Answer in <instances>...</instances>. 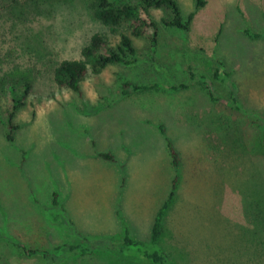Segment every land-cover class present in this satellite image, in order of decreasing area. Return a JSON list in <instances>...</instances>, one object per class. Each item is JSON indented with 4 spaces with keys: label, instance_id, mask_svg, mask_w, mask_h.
I'll return each instance as SVG.
<instances>
[{
    "label": "rangeland",
    "instance_id": "rangeland-1",
    "mask_svg": "<svg viewBox=\"0 0 264 264\" xmlns=\"http://www.w3.org/2000/svg\"><path fill=\"white\" fill-rule=\"evenodd\" d=\"M92 2L0 0V264H35L21 245L122 234L120 216L148 241L174 178L160 125L180 156L160 239L170 263L264 264V0H205L187 34L152 9L156 47L131 35L134 63L88 73L79 93L60 89L53 64L79 58L94 33L119 41ZM177 2L183 17L195 10ZM16 69L30 87L8 142L2 77ZM125 79L156 86L123 94ZM64 264L153 263L100 249Z\"/></svg>",
    "mask_w": 264,
    "mask_h": 264
},
{
    "label": "trees",
    "instance_id": "trees-1",
    "mask_svg": "<svg viewBox=\"0 0 264 264\" xmlns=\"http://www.w3.org/2000/svg\"><path fill=\"white\" fill-rule=\"evenodd\" d=\"M204 5L205 0H195V10L190 12L187 17H183L177 0H93L94 17L108 27L111 33L119 35V41L113 44L103 34L94 33L90 37L88 44L82 48L79 58L63 59L57 64H53L51 69L52 82L60 89H69L79 93L81 91V83L88 73L99 74L106 66L113 63L123 65L134 63L131 61V57L135 56L136 49L131 35L146 37L150 40L153 47L158 45L160 37L159 25L152 16V9H168L170 14L168 17H163L161 23L167 27L178 28L187 34L196 10ZM125 22L128 23L127 31L129 32L120 30V27ZM25 49L29 51L30 55L38 53L29 44ZM27 73V71L22 73L19 69H16L14 73H7L2 77L4 85L7 86L11 95V108L6 112L4 119L8 142L15 140V133L19 129L14 117L16 111L25 104L29 91L30 81L27 80ZM190 74L191 76L193 75L192 72ZM15 75L21 76V81H13ZM17 83L18 85L22 83L23 87H16ZM122 86L123 94H129L134 91L153 88L156 85L139 86L125 79L122 80ZM232 101H234V98ZM235 108L246 113V110L238 105H235ZM159 129L166 140L172 159L174 178L168 198L155 215L151 227V236L148 241L133 238L124 218L120 216L122 234L97 238L84 237L75 242L59 244L52 250L34 247L27 248L21 245L20 250L25 259L35 260V264H64L71 257L91 255L95 251L103 249L123 257H133L144 263L148 260L153 264H171L169 256L160 246V239L163 234L164 217L174 201L178 185L180 156L171 138L167 135L165 127L160 125ZM262 144L264 147V139ZM100 156L105 159H111L112 155L105 152L100 153Z\"/></svg>",
    "mask_w": 264,
    "mask_h": 264
}]
</instances>
